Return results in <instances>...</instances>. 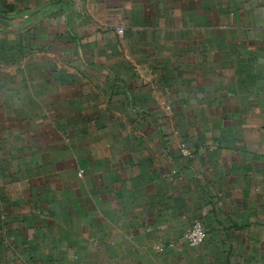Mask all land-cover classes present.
Here are the masks:
<instances>
[{"label":"crops","instance_id":"crops-1","mask_svg":"<svg viewBox=\"0 0 264 264\" xmlns=\"http://www.w3.org/2000/svg\"><path fill=\"white\" fill-rule=\"evenodd\" d=\"M0 264H264V0H0Z\"/></svg>","mask_w":264,"mask_h":264},{"label":"built area","instance_id":"built-area-1","mask_svg":"<svg viewBox=\"0 0 264 264\" xmlns=\"http://www.w3.org/2000/svg\"><path fill=\"white\" fill-rule=\"evenodd\" d=\"M122 33L123 30H120ZM180 153L184 158H193L194 151L186 144L180 145ZM207 238L206 228L202 222L196 221L184 235V241L188 247L197 248L202 246Z\"/></svg>","mask_w":264,"mask_h":264}]
</instances>
